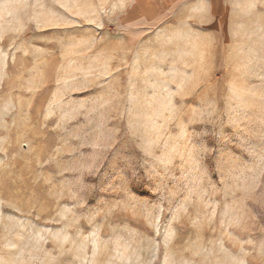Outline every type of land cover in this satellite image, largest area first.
<instances>
[{
  "label": "rangeland",
  "instance_id": "rangeland-1",
  "mask_svg": "<svg viewBox=\"0 0 264 264\" xmlns=\"http://www.w3.org/2000/svg\"><path fill=\"white\" fill-rule=\"evenodd\" d=\"M0 264H264V0H0Z\"/></svg>",
  "mask_w": 264,
  "mask_h": 264
}]
</instances>
